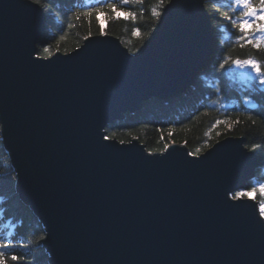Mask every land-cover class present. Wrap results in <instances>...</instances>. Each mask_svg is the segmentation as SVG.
I'll return each instance as SVG.
<instances>
[{
    "label": "water",
    "instance_id": "water-1",
    "mask_svg": "<svg viewBox=\"0 0 264 264\" xmlns=\"http://www.w3.org/2000/svg\"><path fill=\"white\" fill-rule=\"evenodd\" d=\"M45 21L31 0H0L1 142L48 264H264L258 202L230 199L259 168L243 138L198 156L103 139L124 114L191 87L212 54L202 0L168 2L135 55L100 34L38 57Z\"/></svg>",
    "mask_w": 264,
    "mask_h": 264
},
{
    "label": "trees",
    "instance_id": "trees-1",
    "mask_svg": "<svg viewBox=\"0 0 264 264\" xmlns=\"http://www.w3.org/2000/svg\"><path fill=\"white\" fill-rule=\"evenodd\" d=\"M168 2L140 0L124 6L136 13L133 21L122 16L119 20L113 19L108 9L104 10L107 16L93 14L77 19L76 12L96 6L97 0H41L36 4L46 21L37 44V56L48 58L56 52L73 51L80 47L85 37L100 35L101 24L105 21V35L117 38L131 54H138L153 36L161 16L154 18L152 9L157 8L162 14ZM202 2L210 18L212 54L205 67L196 74L191 87L167 99L143 103L139 111L124 114L121 120L107 127L106 136L125 143L137 139L151 153L163 152L171 144L183 145L196 156L223 139L243 138L244 147L255 154L259 167L244 190L258 189L259 184H264V86L248 85L235 69L226 65L221 70L219 64L225 54L232 59L252 56L264 63V52L251 46L233 47L231 41L239 32L222 19L221 13L226 9L217 8L216 0ZM133 29H138L140 35H133ZM45 48L49 49L47 53ZM217 121L225 123L217 124ZM15 186L16 176L0 136V236L9 231L13 233L14 251L25 258L22 264H48V255L42 248L45 237L42 227L19 200ZM255 200L258 204L261 202L258 190ZM5 224L10 228L4 227Z\"/></svg>",
    "mask_w": 264,
    "mask_h": 264
},
{
    "label": "snow or ice",
    "instance_id": "snow-or-ice-1",
    "mask_svg": "<svg viewBox=\"0 0 264 264\" xmlns=\"http://www.w3.org/2000/svg\"><path fill=\"white\" fill-rule=\"evenodd\" d=\"M31 2L38 4L41 0H31ZM139 2L140 0H97L96 6L88 8L83 12L78 11L75 15L77 19L80 16L91 17L93 14H96L98 17L101 14L107 16L104 10L108 9L113 14V19L119 20L122 16L125 20L132 19L134 21L136 13L126 10L124 6ZM170 2L171 0H169ZM160 3L163 4V0H160ZM216 6L217 8L223 7L226 9L221 13L222 19L230 23L232 28L239 32L235 40L231 41L233 47L235 45H239L241 48L251 46L258 52H264V0H256V2L254 0H216ZM160 15L161 12L157 8L152 9V16L154 18H158ZM106 24L107 21L101 24V35L105 34L104 29ZM247 29H250V31ZM133 35H140L139 30L133 29ZM85 38L87 39V37ZM48 51V48L44 49L45 53ZM226 65L235 69L239 78L245 81L246 84L258 83L264 86V63L255 57L249 56L245 59H232L229 55L225 54L219 64V69L224 70ZM245 103L249 102L245 101ZM236 122L238 123L239 121ZM220 123L225 122L217 121V124ZM215 126L213 125V127ZM103 139L109 141L112 137L104 136ZM257 190L261 197V202L258 205L259 216L257 222L259 227L264 230V184H259L258 189L257 187H253L249 190H241L231 195L230 199L234 202L242 200L245 197L254 200ZM4 227L10 228V225L5 224ZM12 236L13 233L11 231L0 236V264H22V261L25 259L14 251L16 243L12 239Z\"/></svg>",
    "mask_w": 264,
    "mask_h": 264
},
{
    "label": "rangeland",
    "instance_id": "rangeland-1",
    "mask_svg": "<svg viewBox=\"0 0 264 264\" xmlns=\"http://www.w3.org/2000/svg\"><path fill=\"white\" fill-rule=\"evenodd\" d=\"M170 146V145H169ZM245 198H247V197H245ZM255 200V199H254ZM256 201V200H255ZM259 205V204H258Z\"/></svg>",
    "mask_w": 264,
    "mask_h": 264
}]
</instances>
